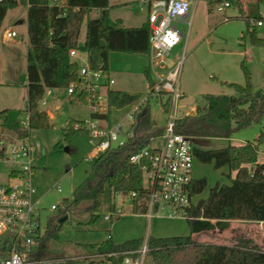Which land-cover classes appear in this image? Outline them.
<instances>
[{"label": "rangeland", "instance_id": "374dc122", "mask_svg": "<svg viewBox=\"0 0 264 264\" xmlns=\"http://www.w3.org/2000/svg\"><path fill=\"white\" fill-rule=\"evenodd\" d=\"M141 1L108 0V16L112 20L119 19L122 26H138L147 19V4L141 5ZM217 3L218 0H198L190 9L192 17L189 27L182 22H174L185 36L170 48L162 66H151L147 53L113 51L108 55L110 73H107V77L114 81L110 88L139 97L146 95L149 90L145 68L149 69L153 81H157L158 76L166 78L168 73L178 68L177 86L180 96L175 107L172 96H148V132L153 137L151 145L160 143L159 132L172 118L195 113L196 107L204 105L206 94L234 95L231 83L244 84L245 72L254 90L264 89V44L251 42L245 21V18L259 14L263 18V25L254 27L255 33L258 38H264V0H232V5L223 11L217 10ZM260 5L263 10L258 13ZM15 11L17 16L13 19ZM24 13L22 6L10 11L0 29L1 80L11 81L9 85H0V109H21L25 106L27 35ZM101 14V9L92 8L85 16L79 32V44L85 40L88 21L99 18ZM7 26H11L18 36L5 42L4 28ZM76 61L80 66L87 65V53L78 51ZM99 93L100 102L107 103L104 88H100ZM45 98L46 103L39 102L38 107L47 112V127L27 129V114L23 112L21 126L11 130L0 127V137L8 140L5 143L7 153H10L14 144H20L22 139L35 147L30 163L33 166V184L37 189L36 215L42 232L47 230L44 238L47 250L54 254L78 252L89 250L108 238L116 244L133 238L140 239L142 243L148 237L189 234L187 219L169 218L165 214L148 220L138 213L136 205L134 209L133 200L128 195L115 194L109 201L106 194H102L97 207L88 208V201L71 204L75 192L84 186L86 179H92L91 165L87 160L92 153L89 134L75 126L88 120L98 127L108 129L121 122L122 130H129L135 119L126 115L130 104L119 108L108 107V119L93 118L90 116V104L75 99L67 92V88L52 89V93ZM263 127L264 115L259 122L247 127H231L227 138H192V143L208 149L228 143L239 145L247 141L254 142ZM118 139L123 140L125 136L121 135ZM258 145L259 163L264 164V144ZM9 158L8 161L0 162V182L14 184L15 180L8 176L14 167L13 162H27L28 157H22L19 161H13L10 155ZM191 171L193 180L202 177L206 179L205 188L200 193L192 194L194 207L202 206L209 189L216 183L228 184L230 181V170L226 166L214 168L212 163L194 159ZM230 175L233 176L232 173ZM28 177L24 175L25 179ZM52 205L56 209L52 210ZM63 211H66L65 214ZM93 215L97 217L93 218ZM105 215H110V219H104ZM63 216L66 219L60 221ZM239 238L264 249V222L231 219L224 229L216 228L193 235L197 242L214 244L232 245ZM150 264L153 262L150 261Z\"/></svg>", "mask_w": 264, "mask_h": 264}, {"label": "trees", "instance_id": "16d2710c", "mask_svg": "<svg viewBox=\"0 0 264 264\" xmlns=\"http://www.w3.org/2000/svg\"><path fill=\"white\" fill-rule=\"evenodd\" d=\"M27 1L26 105L23 110L2 109V128L11 130L20 127L23 112L27 114V129L47 127V113L38 107L45 90L68 88L70 84L80 81V65L69 54L70 49L86 52L90 69L106 73L110 52L147 53L149 50L147 22L132 27L120 25L119 19L112 20L108 16V0H67L64 6L52 0ZM17 4V0H0V27L7 10ZM92 8L101 9L102 14L88 21L85 40L79 44L81 25ZM251 19L258 18L252 16L245 19L251 42L264 44V38H258L255 28L250 25ZM145 75L148 83H151L153 80L148 68ZM245 77L244 84L231 83L234 95L206 94L204 105L196 107L195 113L174 120L175 131L191 139L227 138L231 127L242 128L259 122L264 115V89L254 90L247 72ZM70 95L84 100L83 92ZM105 95L109 108L123 107L139 98L135 94L111 88L106 89ZM142 111L145 114L141 115L140 112L135 118V134L123 146L107 149L89 160L92 179H86L84 186L75 192L71 204L88 201V208L97 207L102 194H106L109 201L115 194L136 192L138 197L145 196L141 166L129 162V155L135 150L136 143L146 141L152 134L148 132V104ZM262 143L264 127L254 142L239 145L228 143L223 147L208 149L193 146V154L198 161L212 163L214 168L226 166L235 173L233 176L228 174V184L216 183L212 186L201 207L187 208L188 235L148 238V256L153 264H264V249L251 245L246 239L239 238L232 245L193 239L194 234L226 228L231 219L264 221V164L257 161L258 144ZM205 186L204 177L195 179L190 185L191 193H200ZM137 210L139 213L145 210L144 201ZM96 217L93 215V218ZM140 244L138 238L120 244L108 238L99 246L103 250H111L138 247ZM5 254L0 252V256Z\"/></svg>", "mask_w": 264, "mask_h": 264}, {"label": "built area", "instance_id": "2783aa9c", "mask_svg": "<svg viewBox=\"0 0 264 264\" xmlns=\"http://www.w3.org/2000/svg\"><path fill=\"white\" fill-rule=\"evenodd\" d=\"M53 3L64 6L67 0H52ZM198 0H142L141 5L147 4V19L149 27L150 65H164L170 48L176 45L181 37L185 36L178 30L175 23L182 22L189 27L192 13L190 9ZM230 0H218L217 10L223 11L230 7ZM142 7V6H141ZM143 9V8H142ZM250 25L258 27L263 25L262 19L250 20ZM15 31H6L5 37H15ZM76 50L70 49L69 54L74 56ZM178 68L168 73L165 77L158 76L157 81L148 83V92L130 103L128 117L136 118L148 102V96H172L175 107L179 98L177 86ZM79 79L67 88L69 94L73 92L84 93V101L90 104V116L104 118L108 111V104L101 103L100 88H110L113 79L107 77L102 70H92L87 65L78 69ZM103 78V80H102ZM50 93L47 88L39 102L45 103V96ZM175 118H172L163 130L159 132L160 143L151 145L152 136L146 141L140 140L136 148L129 155V162L141 166L143 177L144 197L131 192L128 195L135 200L134 209L144 201L145 210L140 213L148 218L167 217L186 219L187 208L193 207L190 185L192 178L193 154L192 139L175 131ZM27 126V118H26ZM135 121L130 124L129 130H122L121 122L110 126L108 129L98 127L90 121L78 123L75 128L84 129L89 134V143L92 153L87 160L107 149L123 146L130 136L135 134ZM124 135L125 139L118 138ZM5 138L0 137V162L8 161L9 155L13 161L28 157L27 162H13L14 167L8 176L15 180L14 184L0 182V264H150L148 256V238H145L138 247L117 248L103 250L99 245L90 247L89 250L78 252L52 253L45 248L44 238L47 230L42 232L39 218L36 215L35 199L37 189L33 184V166L30 156L34 146L26 143L24 139L20 144L13 145L10 153L5 151ZM16 166L18 168L16 169ZM28 175V178H24ZM122 196V195H121ZM51 209H56L55 205ZM139 213V212H138ZM104 219H110L105 215ZM263 223L264 221H258ZM149 257V258H148ZM150 259V260H149ZM152 262V261H151Z\"/></svg>", "mask_w": 264, "mask_h": 264}, {"label": "crops", "instance_id": "0c3cea01", "mask_svg": "<svg viewBox=\"0 0 264 264\" xmlns=\"http://www.w3.org/2000/svg\"><path fill=\"white\" fill-rule=\"evenodd\" d=\"M18 1V4H17V6H15V7H13V8H11V9H8L7 10V12H6V14H5V16H4V18H3V20H2V23H1V27H2V24L4 23V20L6 19V16L9 14V12L11 11V12H13V10H17L20 6H22V7H24V10H25V13H24V15H25V17H27V8H28V1L27 0H17ZM196 5V4H195ZM260 6H262V5H260ZM260 6H259V8H257V11H258V13H259V10H260ZM194 7V6H193ZM92 10V9H91ZM262 10H263V7H262ZM262 10H260V11H262ZM17 14V11H15V13H13V15H12V17H13V19L14 18H16V15ZM256 17L258 18V19H263L259 14L258 15H256ZM246 19V18H245ZM117 20V19H116ZM26 21V20H25ZM146 21H143L142 23H140L138 26H140V25H142V24H144ZM25 25H26V35H27V21L25 22ZM1 27H0V29H1ZM127 27H132V25H130V26H127ZM4 31H5V33H6V31H14L12 28H11V26H7V28H4ZM5 33H4V38H5V42L6 41H8L9 39H11V38H13V37H11V38H7V37H5ZM17 33V32H16ZM18 36V34L15 36V37H17ZM26 42H27V48H26V57H25V59H27V51H28V35H27V37H26ZM77 53H78V51H76V53H75V55L74 56H72V58L73 59H75L76 60V56H77ZM112 53V52H111ZM144 54H146V53H144ZM26 63V62H25ZM147 68H145L144 69V73H145V70H146ZM117 70V69H116ZM3 72V70H2V68H1V66H0V85L2 86V85H9L10 83H11V81L10 80H1V73ZM26 72V71H25ZM107 73H110V70H109V68H108V71H107ZM25 77H26V73H25ZM10 81V82H9ZM27 79H26V83H25V88H26V95H25V98H24V96H23V98L25 99L24 101H25V105H26V96H27ZM53 89H58V88H53ZM114 90H120V89H114ZM120 91H123V90H120ZM123 92H125V91H123ZM52 93V89H50V93H48L47 95H49V94H51ZM71 101V100H70ZM46 103V102H45ZM1 109H4V108H1ZM0 109V110H1ZM11 109H16V108H11ZM22 110L23 109H25V106H24V108H21ZM47 113V112H46ZM264 144V143H263ZM223 146H225V145H223ZM223 146H221V147H223ZM259 148V147H258ZM258 154H259V150H258V153H257V161L258 162H260L259 161V156H258ZM232 173V175H234V171H232V172H230V174ZM149 238V237H148ZM140 240V239H139Z\"/></svg>", "mask_w": 264, "mask_h": 264}, {"label": "water", "instance_id": "95a60500", "mask_svg": "<svg viewBox=\"0 0 264 264\" xmlns=\"http://www.w3.org/2000/svg\"><path fill=\"white\" fill-rule=\"evenodd\" d=\"M260 10H262V6H260ZM140 114L141 115H144L145 114V111H142ZM64 219H66V216L61 217L60 221H62Z\"/></svg>", "mask_w": 264, "mask_h": 264}]
</instances>
